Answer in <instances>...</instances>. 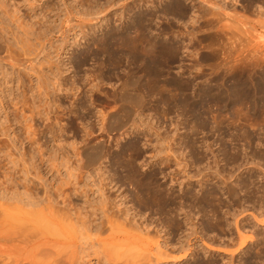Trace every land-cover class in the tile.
I'll return each mask as SVG.
<instances>
[{
	"label": "rangeland",
	"instance_id": "1",
	"mask_svg": "<svg viewBox=\"0 0 264 264\" xmlns=\"http://www.w3.org/2000/svg\"><path fill=\"white\" fill-rule=\"evenodd\" d=\"M97 1L102 11L99 17L106 16L107 20L97 19L100 22L92 25L89 24L92 21L79 13L88 6L89 0H0V42L11 43L14 54L24 59L23 66L28 65L27 69L16 65L14 69L8 64L0 67V127L11 124L7 127L8 137L0 131V213L4 210L13 228L22 225L41 230L58 264H264V107L258 109L262 113L258 110L255 113L253 109L251 113L241 103L221 108L222 103L214 105L210 101L211 114L218 116L209 121L205 115L206 126L181 107L184 96L185 103L196 100L200 104L203 99L199 94L207 86L225 90L233 83L234 70L231 72L230 66L239 61L252 62L254 56L264 54V41L256 36L264 33L261 27L264 15L258 12L259 7H264V0L251 5L245 0H222L226 5L221 0L220 4L217 0H208L222 5L218 22L209 17L212 15L198 17L202 13L198 6L206 8L207 5L199 0H179L186 10V16L179 19L161 14L167 0ZM62 2L69 5L68 9ZM140 8L159 13L151 22L153 34L156 40L161 39L160 43L176 44L178 54L172 58L168 55L164 63L161 78L166 79L165 89L160 87L163 90L149 89L147 77H143L145 72H140L135 86L129 88L142 94L143 103L140 102V107L128 104L132 110L129 114L122 113L120 107L119 120L108 131L101 128V114L110 109L114 111L121 104L112 102L110 93L126 78L125 72L137 66L128 58H121L122 62L111 68L104 61L106 57L96 40L107 28L126 22ZM68 10H73L71 20L64 21ZM22 44L26 54L19 49ZM130 46H127L129 50ZM259 69L264 71V57ZM219 74L223 77H218ZM175 78L191 81L189 89L178 92L173 86ZM94 83L97 85L93 87ZM222 83H226L225 88L221 87ZM46 112L49 113L46 115ZM19 115H24L27 121ZM24 123L28 124L27 129ZM83 138L103 142L101 160L88 167L80 164L75 155L74 147ZM192 139L197 149L206 153L200 160L194 155L195 148L189 146ZM130 142L136 143L138 154L127 165L123 160L126 166L123 168L113 159ZM222 143L241 151L238 163L225 158ZM129 153L132 151L127 150ZM126 158L130 159L128 155ZM244 169H251L250 173ZM132 170L141 177L159 170L161 173L158 171L155 175L157 182L168 193H174L171 192V198L167 196V203L174 201L173 206L181 205L176 213L168 212V206L161 208L149 197H142L141 202L138 187L126 178ZM228 172L236 180L238 194L233 199L222 190L221 175L226 177ZM236 174L240 175L234 178ZM250 174L252 181L245 183ZM26 187L34 197L51 198L54 202L50 205L55 210L57 207L62 210L63 196L70 208L53 215L37 214L33 212L35 205L23 193ZM210 187H215L218 194L217 199L210 196L211 201L206 197ZM61 190L64 195H59ZM186 192L196 193L199 198L205 195L197 202L193 197L186 198ZM109 217L114 223L112 229L104 222ZM101 221L105 224L97 230L95 225Z\"/></svg>",
	"mask_w": 264,
	"mask_h": 264
},
{
	"label": "bare ground",
	"instance_id": "2",
	"mask_svg": "<svg viewBox=\"0 0 264 264\" xmlns=\"http://www.w3.org/2000/svg\"><path fill=\"white\" fill-rule=\"evenodd\" d=\"M36 1V0H35ZM90 2H89V4H88V6L86 7V8H82V10H79V13H82L80 16H83L82 18H86V19H88V21H92V22H90L89 24H97V23H99L100 21H97V19H99V20H101V19H103V20H107V17L106 16H104V18H100L99 17V14L100 13H102V11L100 12V6L98 5L99 4V2L97 1V0H89ZM147 2V1H149V0H142V3L143 2ZM181 1V0H180ZM179 0H167L165 3H164V5L162 6V12H161V14L162 15H174V16H176V17H178V19L179 18H182L184 15L186 16V10H185V8H184V6H183V4L180 2ZM199 1H201V3L202 2H204V3H206L208 6H210V7H207V5H205L206 6V8H204V6H198V8L200 9L199 11H201L202 13L200 14V16H198V17H202V16H204L203 18H205V15H212V16H209V17H211V19H212V17L214 18V19H212V20H215L214 22H218L219 20H220V18L221 17H219L220 16V14H222V12L220 13V9H222V5H226V4H224L225 2V0L224 1H222V5L220 6V5H218V4H216V3H219L220 4V0H219V2H218V0H217V2L216 3H209V1L208 0H199ZM254 1H261V0H245L244 2H247V3H250V5H251V2H254ZM141 2V1H140ZM150 2H152V1H150ZM189 2H191V1H189ZM195 2V1H194ZM197 2H198V0H197ZM262 2V1H261ZM63 4H65V6H63V7H65V9H66V7H67V9H68V7H69V5L68 4H66V3H64V2H62ZM200 3V4H201ZM151 4V3H150ZM198 4V3H197ZM248 6H249V4H247ZM246 5V6H247ZM123 7V6H122ZM187 7V6H186ZM142 8V7H141ZM139 9V11H136V12H133L132 14H130L129 16H128V19L126 20V22H122L121 23V25H119V26H110L109 28H107L105 31H104V33H102V35L96 40V44L98 45V46H100L101 47V49H102V51L101 52H103L104 53V55H105V62L111 67V68H116L118 65H119V63H120V61H121V58H123V59H127L128 58V60H129V62L131 61L132 63H136L135 65L137 66V67H135V68H131L130 67V69H128V71H126L127 70V68H126V72H125V74H124V76H126V78H124L121 82H120V84L119 85H117L118 87H117V89L115 90V92H112V94L110 93V95H112V97L110 98V99H112L113 98V101L112 100H110L109 98V100L110 101H112V102H114V103H118V102H120L119 104H120V106H118V108H116L114 111L112 110V111H108V112H106V113H102L101 114V120L102 121H100V125H101V128L102 129H106V130H108V131H110L111 129H112V125H115L114 123H117L118 122V120H117V117H118V113L119 112H117V111H119L120 110V107H121V109H122V111H120V112H122V113H125V114H129L128 113V111H132L131 110V107H129L128 106V104H132V106L134 105V107H140V102H142V98H143V96H142V94L141 93H139L138 91L136 92H134V91H132L129 87L131 86V85H134L135 86V84H136V82L138 81V79L140 78V72L142 71V72H145V74L143 73V77H144V75L147 77V82H148V88L150 89V88H157V90H158V88L160 89V87H164V82H166V79H163V78H161V75H162V72H163V70H164V68H165V62H166V60H167V57H168V55L172 58V57H174V56H176L177 54H178V46L176 45V44H174V43H169V42H166L165 40V43H160V41H161V39H160V41L159 40H156V35L155 34H153L154 32H153V30H152V26H151V22H152V20H153V17L155 18L157 15H159V13L158 14H156V12H149V11H145V10H143V9ZM209 8V9H208ZM228 8V7H227ZM244 8H250V7H244ZM81 9V8H80ZM122 9V8H121ZM224 9H226V8H224ZM102 10V9H101ZM114 10V9H113ZM152 10V9H151ZM227 10V9H226ZM254 10V9H253ZM116 11V10H115ZM223 11V10H222ZM68 13H66V14H68L67 15V17L65 18V20L64 21H70L71 20V16H70V12H73V10H68L67 11ZM158 12H160V11H158ZM258 12L260 13V14H263L264 15V7H259V9H258ZM76 13H78V12H76ZM120 13V12H119ZM104 14V13H103ZM93 15V16H92ZM217 15V16H216ZM224 15V14H223ZM86 16V17H85ZM88 16H90V17H88ZM215 16V17H214ZM222 16V15H221ZM224 16H226V14L224 15ZM228 16V15H227ZM207 17V16H206ZM169 18V17H168ZM198 19V18H197ZM207 19H209V18H207ZM102 20V21H103ZM206 20V19H205ZM223 20V19H222ZM211 21V20H210ZM264 21V20H263ZM208 22H209V20H208ZM213 22V21H212ZM213 22V23H214ZM221 22V21H220ZM66 23V22H65ZM210 23V22H209ZM92 24V25H93ZM226 25V24H225ZM90 26V25H89ZM91 27V26H90ZM92 27H94V26H92ZM220 27L222 28V26L220 25ZM223 27H225L224 25H223ZM261 27L264 29V22H263V24L261 23ZM220 28V29H221ZM90 30V29H89ZM89 30L87 31V32H83V35H87L88 33H89ZM92 30V29H91ZM165 31V30H164ZM156 33H158V32H156ZM164 33V32H163ZM130 34H132V35H130ZM158 35V34H157ZM160 35V34H159ZM158 35V36H159ZM174 35V34H173ZM132 36V37H131ZM257 36V38H258V40L259 41H264V33H261V32H259L258 33V35H256ZM257 38H255L256 40H257ZM254 39V40H255ZM163 40V39H162ZM168 40V39H167ZM257 40V41H258ZM17 41V40H16ZM163 41V42H164ZM19 42V41H18ZM16 43L17 45L20 43ZM76 41H74V43H75ZM255 42L256 41H254V46H257L256 44H257V42H256V44H255ZM15 44V43H14ZM130 44H131V46H130ZM179 44V43H178ZM10 45H11V43L9 44H4V43H2V42H0V67H2L4 64H8L7 66H11L12 68H14V66L16 65V66H22V67H24L23 66V60L24 59H22V58H18V56H20V55H18V56H16L15 54H14V51L13 50H11V48H13L12 46L10 47ZM16 46V45H15ZM124 46H126V47H124ZM130 46V50H129V48L128 47ZM263 46H264V44H263ZM19 47H17V49H18ZM16 49V50H17ZM23 53H25L26 54V50H25V48H23V44L20 46V48H19ZM15 50V49H14ZM19 50V51H20ZM131 50H132V52H131ZM181 50V49H180ZM263 50V49H262ZM20 51V52H21ZM19 52V53H20ZM84 52V51H83ZM86 52V55H87V51H85ZM82 53V52H81ZM177 53V54H176ZM83 54H85V53H83ZM79 56V55H78ZM22 57H23V54H22ZM80 57H82V54H80ZM84 57V56H83ZM86 57V56H85ZM264 57V54L262 53L261 54V56H254L253 57V59H251V60H253L252 62L251 61H243V62H240L239 60V62L238 63H235L234 65H232V67L230 66V65H228V66H230V69H231V72H232V70H234V73H233V75L231 76L232 77V80H233V83L230 85L229 83V85L230 86H228V85H226V86H228V87H226L225 88V84L223 85V83L221 84V87L222 86H224L223 88H225V90H221V89H219L218 87V89L216 88V86H215V88L216 89H213V87H212V85H210V86H205L206 88L205 89H201L202 90V93L201 94H199V96H200V99H203V100H201V102H200V104H198L199 102L198 101H193V103H190V102H187L186 101V103H185V100H184V97H183V100L181 101V107H182V110L184 111H186V112H188L190 115H192L193 117H195V119H198L197 121L200 123V124H202L203 126H206V121H205V119H206V117H205V115L207 116V118H208V120L210 121V119L209 118H211V120L212 119H215V116H218V115H215V116H213V114H211V107L210 106H208L209 105V102L210 101H214L215 103H214V105L215 104H217L218 102L219 103H222V106H221V108L223 107V108H226V107H229V106H233V105H235L236 106V104L238 103V105H240L239 103H241V105L242 104H244L245 106H247L248 108H250V110L251 109H253V111L255 112V113H258V109H260L261 107H264V71L263 72H261V70L259 69L260 67H261V58H263ZM28 59V58H27ZM27 59H25V60H27ZM30 59V58H29ZM81 59V58H80ZM122 59V60H123ZM31 60V59H30ZM77 60V59H76ZM247 60H249V59H247ZM82 61H84V60H82ZM125 61H127V60H125ZM122 62V61H121ZM128 62V61H127ZM128 62V63H129ZM226 62V61H225ZM25 63V62H24ZM86 62H84L83 63V65L85 64ZM222 63V62H221ZM220 63V64H221ZM81 64V63H80ZM79 63L78 64H76V65H79V66H81ZM100 64H102L101 62H100ZM218 64V63H217ZM223 64V63H222ZM98 65V64H97ZM130 65V64H129ZM134 65V64H133ZM225 65V64H224ZM15 66V67H16ZM26 66H28V65H26ZM26 66H25V68H26ZM60 66V65H59ZM58 66V67H59ZM108 66V67H109ZM126 66L127 67H129L127 64H126ZM131 66V65H130ZM217 65H215V67H216ZM101 67H102V65H101ZM109 67V69L111 70V68ZM133 67V66H132ZM140 68V70H138L137 68ZM218 67V66H217ZM221 67V66H220ZM11 68V70H14V69H12ZM28 68V67H27ZM26 68V69H27ZM228 68V67H227ZM1 70V69H0ZM51 70V69H50ZM109 70V71H110ZM117 70V69H116ZM123 70V69H122ZM166 70V69H165ZM218 70V69H217ZM216 70V71H217ZM224 70V69H223ZM228 70V69H227ZM108 71V70H107ZM225 71V70H224ZM230 71V70H229ZM18 72V71H17ZM113 72H114V70H113ZM119 72V71H118ZM124 72V71H123ZM4 73H6V72H4ZM3 72H2V74L1 75H5ZM11 73H12V71H11ZM107 73V72H106ZM111 74H113L112 73V70H111V72H110ZM115 73H116V71H115ZM114 73V74H115ZM120 73V72H119ZM219 73V72H218ZM51 74V73H50ZM42 75V74H41ZM44 75V74H43ZM52 75V74H51ZM116 75V74H115ZM120 75V74H119ZM118 74H117V76H119ZM123 75V74H122ZM221 74H219L218 75V77H223V74L220 76ZM226 74L224 73V76H225ZM50 76V75H49ZM123 76V77H124ZM44 77V76H43ZM123 77H121V79L123 78ZM146 77H145V79H146ZM2 78V77H1ZM17 78V77H16ZM47 78V77H46ZM46 78H45V80H46ZM111 78V77H110ZM179 78V77H178ZM208 78H209V76H208ZM224 78H227V77H224ZM5 79V78H4ZM7 79V78H6ZM17 79H20V78H17ZM119 79V78H118ZM176 79V78H175ZM172 80L173 81V86H174V88L175 89H177L178 90V92L180 91L181 93L182 92H185V90H187V89H189V88H187V87H189V84L191 85V81H189L188 79L187 80H181V79H176V80ZM222 79L223 78H221V80H220V82L222 81ZM229 79V78H228ZM39 80V79H38ZM51 80V79H50ZM47 81V80H46ZM55 81H57V80H55ZM54 81V82H55ZM172 81H170V82H172ZM209 81H210V79H209ZM214 81V80H213ZM225 81V80H224ZM22 82V81H21ZM21 82H19V83H21ZM59 82V81H58ZM58 82H55V83H57V84H59ZM117 82V81H116ZM146 82V81H145ZM168 82V81H167ZM212 82V81H211ZM211 82H210V84H211ZM226 82V81H225ZM49 83V82H48ZM47 83V84H48ZM209 83V82H208ZM213 83V82H212ZM22 84V83H21ZM50 84V83H49ZM115 84V83H114ZM167 84V83H166ZM213 84H215V83H213ZM220 84V83H219ZM54 85V84H53ZM97 85V83L95 84H93V87L94 86H96ZM207 85V84H206ZM218 85V84H217ZM25 86V85H24ZM91 86H92V84H91ZM204 86L202 87V88H204ZM9 87V86H8ZM93 87H91V88H93ZM23 88V87H22ZM26 88V87H25ZM54 88V87H53ZM56 89H57V85H56V87H55ZM1 89V88H0ZM27 89V88H26ZM93 89H96V87L95 88H93ZM93 89H92V92H93ZM137 89V88H136ZM135 89V90H136ZM163 89H165V87L163 88ZM163 89H160V90H163ZM2 90V89H1ZM53 90H55V89H53ZM58 90V89H57ZM98 90V89H97ZM96 90V91H97ZM156 90V91H157ZM21 91H24L23 89L21 90ZM48 91V90H47ZM46 91V92H47ZM56 91V90H55ZM114 91V90H113ZM2 92V91H1ZM164 92V91H163ZM200 92V91H199ZM24 93H27V92H24ZM176 93V92H175ZM180 93V94H181ZM188 93V92H187ZM1 94V93H0ZM23 94V93H22ZM5 95V94H4ZM21 95V94H20ZM24 95V94H23ZM27 96V95H26ZM54 96V95H53ZM172 96V95H171ZM17 97H19V96H17ZM21 97H23V96H21ZM20 97V98H21ZM49 97V96H48ZM55 97V96H54ZM16 98V97H15ZM19 98V99H20ZM186 98V97H185ZM3 99V98H2ZM22 99V98H21ZM107 99V98H106ZM11 100V99H10ZM26 100V99H25ZM192 100H194V99H192ZM12 101V100H11ZM17 101H18V99H17ZM16 101V102H17ZM179 101V102H180ZM200 101V100H199ZM217 101V102H216ZM22 103H25V102H23V101H21ZM27 102V101H26ZM49 102V101H48ZM174 102V101H173ZM13 103H15V102H13ZM18 103H20L19 101H18ZM50 103V102H49ZM113 103V104H114ZM124 103H127V105L126 104H124ZM143 103V102H142ZM141 103V104H142ZM166 103V102H165ZM80 104V106H81V103H79ZM82 104H83V102H82ZM85 104V103H84ZM16 105V104H15ZM20 105H22V104H20ZM118 105V104H117ZM210 105H211V103H210ZM23 106V105H22ZM85 106V105H84ZM84 106H83V109H84ZM217 107H218V105H216ZM243 106V105H242ZM244 106V107H245ZM24 107V106H23ZM113 107H115V106H113ZM220 107V106H219ZM234 107V106H233ZM85 108H86V106H85ZM111 108V107H110ZM133 108V107H132ZM157 108V107H156ZM231 108V107H230ZM82 109V108H81ZM113 109V108H112ZM118 109V110H117ZM136 109V108H135ZM214 109V108H213ZM216 109V108H215ZM218 109H220V108H218ZM87 110H88V107H87ZM248 110V109H247ZM258 110V111H257ZM73 111V110H72ZM125 111V112H124ZM214 111V110H213ZM231 111V110H230ZM235 111V110H234ZM233 111V112H234ZM252 111V110H251ZM250 111V112H251ZM253 111L251 112V113H253ZM89 112V111H88ZM221 112V111H220ZM219 112V113H220ZM236 112V111H235ZM249 112V113H250ZM259 112H261V110L259 111ZM6 113V112H5ZM49 112H46L45 114L47 115ZM81 113V112H80ZM213 113V112H212ZM250 113V114H251ZM262 113V112H261ZM218 114V113H217ZM233 114V113H232ZM7 115V114H6ZM9 115V114H8ZM20 115H22L21 113H20ZM19 115V118L21 117ZM80 115V114H79ZM124 115V114H123ZM259 115H261L262 116V114H259ZM28 116H32V115H28ZM125 116V115H124ZM212 116H213V118H212ZM255 116V115H254ZM253 116V117H254ZM33 117V116H32ZM46 117H48V116H46ZM81 117H85V116H82V114H81ZM260 117V116H259ZM18 118V119H19ZM25 119L24 118V115H23V117H21L20 119ZM27 118V117H26ZM31 118V117H30ZM78 118H79V116H78ZM217 118V117H216ZM15 119H17V118H15ZM80 119V118H79ZM83 119V118H82ZM85 119V118H84ZM26 120V119H25ZM29 120V119H28ZM208 120H207V122H208ZM13 121V120H12ZM19 121V120H18ZM24 121V120H23ZM27 121V120H26ZM25 121V122H26ZM227 121V120H226ZM264 121V120H263ZM22 122V121H21ZM10 123V122H9ZM193 123V122H192ZM210 123V122H209ZM25 125H26V123H24ZM84 124V123H83ZM9 125H11V124H9ZM9 125H7V126H1L0 127V131H1V133L2 134H5V136H7L8 135V126ZM28 125V124H27ZM27 125H26V129H27ZM201 125V126H202ZM210 125V124H209ZM213 126V125H212ZM235 126V125H234ZM10 127V126H9ZM86 126H84V128H85ZM211 127V126H210ZM209 127V128H210ZM51 128V127H50ZM83 128V129H84ZM28 129H29V127H28ZM114 129V128H113ZM259 129V128H258ZM13 130V129H12ZM61 130V129H60ZM85 130V132L87 131L86 130V128L84 129ZM115 130V129H114ZM190 130V129H189ZM188 130V131H189ZM230 130V129H229ZM28 131V130H27ZM89 131V130H88ZM6 132H7V134H6ZM209 132V131H208ZM215 132V131H214ZM238 132V131H237ZM250 132V131H249ZM248 132V133H249ZM26 133H28V132H26ZM87 133V132H86ZM188 133V132H187ZM261 133V132H260ZM29 134V133H28ZM89 134V133H88ZM158 134V133H157ZM238 133H236V135H237ZM242 134V133H241ZM252 133H250V135H251ZM262 134H263V132H262ZM13 135H14V133H13ZM84 135V134H83ZM234 135V134H233ZM254 134H252V136H253ZM16 136V135H15ZM230 136H231V134H230ZM246 136H247V134H246ZM8 137V136H7ZM26 137H28V136H26ZM85 137V136H84ZM90 137V136H89ZM235 137V136H234ZM248 137V136H247ZM31 138V137H30ZM29 138V139H30ZM191 138V137H190ZM235 138H237V137H235ZM26 139V138H25ZM28 139V138H27ZM28 139V140H29ZM237 139H239V138H237ZM36 140V139H35ZM248 140V139H247ZM251 140V139H250ZM250 140H248V141H250ZM37 141V140H36ZM87 141V142H86ZM187 141V140H186ZM224 142H226V140H223ZM245 141V140H244ZM135 142V141H134ZM131 143L130 142V144H128V146L126 147V149L124 150V149H122L120 152H119V154L117 155V158H114L113 160H115V159H117V163L118 164H120V166H122L123 168L124 167H126L125 166V164H123V160H125V162H126V165H127V163H131L132 161L131 160H133V159H135V156H136V154H138V148H137V145H136V143ZM183 142V141H182ZM230 142H231V140H230ZM229 142V143H230ZM234 142V141H233ZM232 142V143H233ZM240 142V141H239ZM251 142V141H250ZM253 142V141H252ZM35 143V142H34ZM184 143V142H183ZM228 143V144H229ZM249 143V142H248ZM187 144V143H186ZM226 144H227V142H226ZM225 144V145H226ZM231 144V143H230ZM235 144V143H234ZM205 145H207V144H205ZM222 145H224L223 143H222ZM224 145V147H222V148H224L223 149V152H224V154H225V158H227L228 159V161L229 160H231V162L232 161H236L238 158H239V156L241 155L240 154V152L241 151H238V150H236L233 146L232 147H229L228 148V145H226L225 146ZM75 146V145H74ZM189 146L190 147H193V148H195L194 150L197 152H195L196 154H194L195 155V157H198V159L200 160L202 157H204L203 155L204 154H206V153H204L202 150H198L197 148V143L195 142V139H192L191 141H190V144H189ZM201 146V145H200ZM199 146V147H200ZM230 146V145H229ZM39 147V146H38ZM207 147H208V145H207ZM210 147V146H209ZM208 147V148H209ZM250 147H251V145H250ZM200 148H202V147H200ZM39 149V148H38ZM74 149H75V155L76 156H78L79 158H78V161L80 162V164H82L84 167H88V166H90V165H93V164H95V163H98L99 162V160H101V158H102V151H103V142L101 141V140H98V141H93V142H91V141H88L86 138H83L81 141H80V143H78V144H76V147H74ZM192 149V148H191ZM210 149V148H209ZM231 149H232V151H231ZM254 149H256V148H254ZM253 149V150H254ZM127 150H130V151H132V154H127ZM204 151H205V149H204ZM257 151H258V149H257ZM222 152V151H221ZM255 152V151H254ZM263 153H264V150L262 151ZM158 153V152H157ZM257 153H259V152H257ZM243 154V153H242ZM256 154V153H255ZM255 154H254V156H255ZM127 155H128V157H130V159H128V158H126L127 157ZM135 155V156H134ZM156 155V154H155ZM193 155V156H194ZM200 155V156H199ZM264 155V154H263ZM137 156H139V155H137ZM216 156V155H215ZM257 156V155H256ZM261 155H259V157H260ZM141 157V156H140ZM172 157V156H171ZM245 157V156H244ZM132 158V159H131ZM173 158V157H172ZM224 158V157H223ZM242 158H243V156H242ZM262 158V157H261ZM120 159V160H119ZM163 159V158H162ZM162 159H160V165H162ZM175 159V158H174ZM240 159H241V156H240ZM245 159V158H244ZM243 159V160H244ZM164 160V159H163ZM253 160V159H252ZM264 160V159H263ZM238 161L239 160H237V163H238ZM254 161V160H253ZM214 162V161H213ZM228 163V162H227ZM230 163V162H229ZM228 163V164H229ZM129 168H131V167H129ZM130 170V169H129ZM153 170V169H152ZM162 170V169H161ZM207 170V169H206ZM211 170V169H210ZM251 169H244V171L246 172H249ZM118 171V170H117ZM136 171V170H135ZM154 171H156V170H154ZM159 171V170H158ZM158 171H156V172H153V173H151V175H149V176H144V175H142V177L139 175V174H135V172H133V170H132V172L133 173H131V171H130V173L127 175V177H126V175H124L126 178H127V180H128V178H129V180H131V182L133 183L134 182V185H136L137 187H138V194H139V196H141V198L143 197H149V198H151V200H154L155 201V204H156V202L158 203V205L159 206H162L161 208H163V209H166L167 208V206H168V212H172V211H174L175 213H176V211H177V209H179V207H181V205H180V203H179V206H173L174 205V201H170V199H169V203H167L168 201H167V199H168V197L170 196V198H171V195H172V193L170 192V193H168L166 190H165V188H163L161 185L162 184H160V183H158L157 181V179H156V177L157 176H155L156 175V173L158 172ZM215 171H217V170H215ZM223 171V170H222ZM160 172V171H159ZM185 172V171H184ZM201 172V171H200ZM246 172V173H247ZM123 173H125L124 171H123ZM161 173V172H160ZM190 173V172H189ZM203 173V172H202ZM205 173V172H204ZM208 173V172H207ZM218 173H220V172H218ZM242 173V172H241ZM250 173V172H249ZM140 174H142V173H140ZM200 174V173H199ZM206 174V173H205ZM205 174H203V175H205ZM227 174H229L228 176H222L221 175V179H222V181H223V183H224V187H223V194H226L228 197H230L231 199H233L237 194H238V191H237V187H236V183H235V181L236 180H234V179H232V174H230L229 172L227 173ZM190 175V174H189ZM188 175V176H189ZM198 175V174H197ZM202 175V174H201ZM240 175V174H239ZM239 175H235L234 176V178L235 177H237V176H239ZM120 176H121V173H120ZM123 176V178H125ZM175 176V175H174ZM191 176V175H190ZM220 176V175H219ZM187 177V176H186ZM192 177H193V175H192ZM204 177V176H203ZM248 178H245V183L246 182H249V180H251V179H249V177L251 178V174L250 175H248L247 176ZM125 178V179H126ZM188 178V177H187ZM186 178V179H187ZM185 179V180H186ZM191 179V178H190ZM189 179V180H190ZM128 180V181H129ZM178 180V179H177ZM189 180H188V183H189ZM181 181V180H180ZM184 181V180H183ZM198 181H201L200 179L198 180ZM221 181V182H222ZM252 181V180H251ZM250 181V182H251ZM130 182V181H129ZM182 182V181H181ZM190 184V183H189ZM243 185V184H242ZM25 186V185H24ZM136 186H134V188L136 187ZM264 187V186H263ZM60 188V187H59ZM58 188V189H59ZM61 189V188H60ZM135 189H137V188H135ZM24 191H23V193H25V194H27L28 196V201H30V203L31 204H33V205H35V211H33V212H36L37 214H46V213H48V214H51V215H53L54 214V212H59V211H62L63 210V208H68L70 205V203L68 204V201H66V199L64 198V196H63V199L61 200V203L63 204L62 205V210H60L58 207H57V209L55 210L54 209V207L53 208H51V205H50V203H53L54 201L51 199V198H48V197H43V198H39V197H34V196H32L31 195V193H32V190L29 188V187H26V188H24L23 189ZM45 191H47V189L45 188ZM60 191V190H59ZM170 191V190H169ZM192 190H190V192H191ZM263 191V190H262ZM62 192H63V190H61V194H59V195H64V194H62ZM190 192H186V193H184V196L186 197V198H191V197H193V199L195 200H197V202L198 201H201V199L204 197V195H202L200 198L199 197H196V193H190ZM18 193H20V192H18ZM174 194V193H173ZM135 195H137V194H135ZM264 195V194H263ZM138 196V195H137ZM139 196L138 197H136V198H139ZM168 196V197H167ZM174 196V195H173ZM178 197H179V199H180V196L179 195H177ZM177 196H174L175 198H178ZM207 196H209L208 197V199L210 200V196L212 197V199H214V198H216L217 199V197H218V194H217V190H216V188L215 187H210L208 190H207V195H206V197ZM217 196V197H216ZM181 197H183V196H181ZM184 197V198H185ZM263 197V196H262ZM143 198H142V200H141V202L143 201ZM173 198V197H172ZM174 198V199H175ZM236 198V197H235ZM148 199V198H147ZM140 200V199H139ZM138 200V201H139ZM173 200V199H172ZM203 200V199H202ZM218 200H219V198H218ZM153 201V202H154ZM206 201V200H205ZM211 201V200H210ZM215 200H213V202H214ZM177 205V204H176ZM239 205V204H238ZM2 206V203H0V207ZM61 207V206H60ZM166 207V208H165ZM70 208V207H69ZM181 209V208H180ZM67 211H68V209H67ZM60 214V213H59ZM169 214V213H168ZM55 215H56V213H55ZM61 215V214H60ZM171 215V214H170ZM170 217H172V216H170ZM217 217V216H216ZM173 218V217H172ZM218 218V217H217ZM217 218H215V219H217ZM220 218V217H219ZM170 220H171V218H170ZM172 220H175V219H172ZM217 221H218V219H217ZM9 222V220L7 219V217H6V214H5V212H4V210H2L1 211V213H0V260H1V262H0V264H58V262L56 263V260L57 259H55L53 256H52V254L49 252L50 250L48 249V243H47V241H45L44 239L45 238H43V236H42V233H41V230H40V232L39 231H36V228L35 227H33V226H22V225H17L15 228H13L11 225H10V223H8ZM104 222H107L108 223V226L112 229V227H113V221H112V219L109 217V218H107V220L106 221H104ZM103 221H101L100 223H98V224H96L95 226H96V229L97 230H100V229H102L103 228V226H104V223ZM175 222H176V220H175ZM219 222H221V220L219 221ZM137 223H139V222H137ZM176 226H178V223L177 224H175ZM146 226V225H145ZM144 226V227H145ZM219 226H221V225H219ZM44 227H45V225H44ZM143 227V228H144ZM147 227V226H146ZM45 228H47V227H45ZM137 228V227H136ZM140 228V227H139ZM138 228V229H139ZM140 230V229H139ZM141 232L140 233H142V229L140 230ZM147 233V232H146ZM205 244V243H204ZM198 248V247H197ZM196 249V248H195ZM192 251V250H191ZM192 256L194 255V253H193V251H192ZM195 256V255H194ZM52 259V261H51V259ZM48 260H50V262H48ZM207 264V263H206Z\"/></svg>",
	"mask_w": 264,
	"mask_h": 264
}]
</instances>
